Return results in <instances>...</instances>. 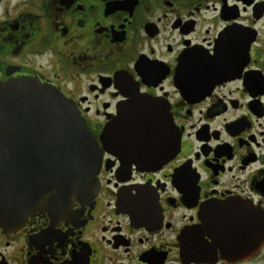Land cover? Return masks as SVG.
I'll return each mask as SVG.
<instances>
[{
    "label": "flooded vegetation",
    "instance_id": "af4514ba",
    "mask_svg": "<svg viewBox=\"0 0 264 264\" xmlns=\"http://www.w3.org/2000/svg\"><path fill=\"white\" fill-rule=\"evenodd\" d=\"M28 78L73 102L99 186L0 226V264H264V0H0V82Z\"/></svg>",
    "mask_w": 264,
    "mask_h": 264
},
{
    "label": "water",
    "instance_id": "95a60500",
    "mask_svg": "<svg viewBox=\"0 0 264 264\" xmlns=\"http://www.w3.org/2000/svg\"><path fill=\"white\" fill-rule=\"evenodd\" d=\"M140 103L130 102L119 113L117 127L129 143L143 142L151 125L143 109L135 107ZM171 126L165 122L162 131ZM114 135L108 125L101 139L112 146ZM100 165L96 140L56 87L33 78L0 82V226H18L34 210L52 208L47 202L55 198L68 203L92 198ZM254 217L258 228L261 217L256 211Z\"/></svg>",
    "mask_w": 264,
    "mask_h": 264
}]
</instances>
